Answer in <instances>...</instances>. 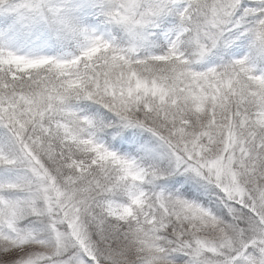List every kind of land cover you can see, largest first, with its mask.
<instances>
[{
    "label": "snow or ice",
    "instance_id": "obj_1",
    "mask_svg": "<svg viewBox=\"0 0 264 264\" xmlns=\"http://www.w3.org/2000/svg\"><path fill=\"white\" fill-rule=\"evenodd\" d=\"M0 264H264V0H0Z\"/></svg>",
    "mask_w": 264,
    "mask_h": 264
}]
</instances>
